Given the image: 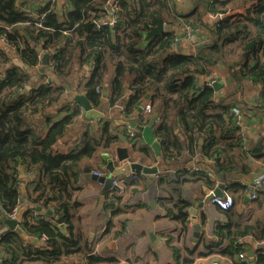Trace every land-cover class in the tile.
I'll list each match as a JSON object with an SVG mask.
<instances>
[{"label": "trees", "instance_id": "obj_1", "mask_svg": "<svg viewBox=\"0 0 264 264\" xmlns=\"http://www.w3.org/2000/svg\"><path fill=\"white\" fill-rule=\"evenodd\" d=\"M16 1L0 0V37L6 39V47L0 48V63L7 64L0 77V228L2 216L7 217L17 202L26 197L29 203H42L52 208L55 216L68 222L69 227L63 233L51 219L39 217L27 207L18 230L0 232V251L9 256L2 264H19V251L40 264H70V261L72 264L78 261L79 264H100L105 259L91 254L88 242L73 231V204L70 202L80 160L90 156L96 143L86 135V146L81 150L73 148L61 152L56 148L57 140L79 112L70 102L61 105V111L70 106L71 109L60 119L52 121L53 117L46 114V121L52 123L45 132L29 120L28 113L41 111L55 102L63 91V86L57 84L26 87L30 78L27 68L40 62L37 48L48 53V67L59 79L65 80L71 75L74 62L80 68L92 64L90 77L84 85L91 101H98L100 91L97 89L102 87L104 74L112 67L114 91L110 101L113 104L121 99L124 112L128 113L129 108L134 110L130 97L124 98L126 82L137 95L145 90L152 91L151 108L153 104L157 108L167 104L171 112L183 119L185 130H189L188 127L203 129L207 140L201 145L202 153H211L210 146L217 136L236 151H243L242 128L231 112L234 106L239 111L241 108L234 100L226 98L228 91L219 96L213 86L206 80L200 82V78L210 76L211 68L219 64L235 89L244 82L260 85L259 108H264V0H192L191 5L177 14L173 11L177 5L175 0H118L113 25L95 23L108 16L106 0H68L70 10L62 17L53 11L51 2L41 3L35 15H29L17 8ZM241 8L244 12L227 15ZM204 12L222 16L212 25L203 24ZM157 17L170 27L158 36L145 39V33L156 24ZM183 19L185 22H181ZM185 25L203 26L209 32V40L183 55L175 49L173 41L178 29ZM14 57L21 64L16 63ZM213 126L219 130L216 136L211 132ZM263 138L249 147L248 153L243 151L244 155L264 160ZM189 140L192 144L194 138ZM197 140L188 147L190 151L195 143L199 146ZM170 144L174 153L182 150L185 142L177 136ZM244 155L239 156L246 159ZM18 161L38 173L32 192L25 194L20 189L16 175ZM238 163L242 162L238 160ZM215 167L219 168L218 164ZM247 185L234 182L227 184L225 191L253 192ZM112 193L109 204L115 199ZM231 209L222 211L228 216ZM230 220L229 215L226 222L217 225L218 234L226 244L219 247L221 241H218L205 244L204 248L209 249V253L217 252L233 260L234 264H264V248H257L254 263L236 262L237 255L245 252L243 240H240L255 234L252 226L234 224ZM24 234L42 239L41 246L31 251L33 244ZM187 252L193 254L195 248Z\"/></svg>", "mask_w": 264, "mask_h": 264}, {"label": "crops", "instance_id": "obj_2", "mask_svg": "<svg viewBox=\"0 0 264 264\" xmlns=\"http://www.w3.org/2000/svg\"><path fill=\"white\" fill-rule=\"evenodd\" d=\"M175 1L177 5L176 10L173 11H176V14L177 11L180 12V9L192 3V0ZM40 4L39 0L16 1L17 8L29 15H35ZM51 6L60 17L70 10L68 0H55ZM240 12L244 11L239 9L232 13ZM201 18L203 24L212 25L215 22L208 12H204ZM163 23L167 30L170 25ZM173 28L177 30V26ZM177 32L180 35L185 34L182 27ZM192 32V37L186 35L180 39L179 49L185 50L186 54L193 50L195 45L209 40V32L206 28L203 29V26L199 28V32ZM5 47V41L0 38V48ZM181 51L179 53H182ZM38 52L40 62L27 68L30 78L26 87H37L41 83L57 84L63 86V91L55 102L45 106L41 111L28 113L29 120L45 132L52 121L60 119L67 111L69 112L71 106L63 111L60 107L63 103L70 102L78 108L79 112L75 121L68 125L65 134L57 140L56 148L61 152L73 148L81 150L86 146V135L91 136L96 143L90 156H83L80 160L77 179L70 192V202L73 204L71 210L73 231L82 240L88 242L91 251L95 249V255L105 259L100 264H209L214 261L221 264H234L233 260L217 252L209 253V249L204 248L205 244L218 241H221L219 247L226 244V240L218 234L217 225L226 222L229 215L230 221L234 224L252 226L255 234L247 235L240 240L241 242L243 240L242 247L245 252L237 255L236 262H255L257 248H264V187L258 192L256 198H251L249 190L241 193L238 190L232 192L226 190L234 198V204L228 216L222 211L223 209L212 204L211 199L208 201L205 199L208 197L207 194L216 187L223 191L222 195H226L227 184L234 182L249 184L255 177L264 175V160L249 154L246 157L243 153V151L248 153L249 147H254L258 140L264 137V108H259L260 85L244 82L235 89L219 64L211 68L210 76L200 78V82L221 80L223 87L219 90L214 88L215 91L219 92V96L228 91L229 95L226 98L234 100L241 108L240 125L243 136H240L244 150L236 151L226 143V140L217 136L210 146L211 153L206 154L201 150V145L207 140L203 129L188 127L189 130H185L183 119L181 120L178 114L171 112L167 104L160 105L158 108L153 104L152 111L148 115L144 113V110H139L150 101L152 91L145 90L137 95L136 91L125 82L123 89L127 87V90L124 98L130 97V104L134 106V110L129 108L126 113L120 108L122 101L118 100L113 104L110 101L114 91L113 83H111L112 67L104 74L102 87L97 89L100 91L98 101H91L87 97L84 85L90 77L92 64H85L80 68L74 62L71 75L63 80L55 77L48 67V62L46 65L42 64L41 56L45 52L42 49ZM13 60L20 63L17 57ZM6 68L7 64L1 62L0 77L4 75ZM76 96L86 97L91 105L90 111L94 109L95 112L90 116L85 115V110L75 99ZM48 113L53 117L51 122L46 121ZM215 113L218 111L216 110ZM144 117L147 119L146 122L142 121ZM152 118H155L153 121L155 138L161 140L158 149L147 143L142 134L129 124L133 120H137L139 124H146ZM128 127L136 131L135 137H130L126 133ZM214 128L213 126L211 132L216 136L219 130ZM177 136L185 142V145L182 150L173 153L170 143ZM190 138H194L193 143L198 139L199 146L195 143L191 150L193 152L188 149L193 144L190 143ZM118 147L127 149L128 159L131 161L139 160L143 165H156L158 175L155 177L153 174L151 177L150 174L133 171L128 174L120 173L116 177L124 179L122 188L117 191L107 189L104 192L103 183L87 177L83 169L87 166L91 172L95 170L102 175H109L106 168L108 161H113L115 168L122 164L116 158ZM214 149H217V152H214ZM262 151L264 153V144ZM242 154H245L246 159L240 158L239 155ZM215 159H218V162ZM238 160L242 163L239 164ZM215 164H218L219 168L215 167ZM16 175L21 191L25 194L32 192L33 182L37 179L38 173L29 169L25 163L18 161ZM110 192H114L115 199L111 201L112 204H109L110 200H108ZM23 202L15 217L18 219V224L23 218L25 209L29 207L33 214L48 217L57 226V216L52 208H46L42 203H29L28 197L24 198ZM48 211H51L54 216ZM180 215L184 218L177 217ZM7 217L10 218L8 215ZM193 219L200 224L199 236L195 240ZM65 225L64 231L60 229L63 233L67 232L69 223L66 222ZM7 231L12 230L3 223L0 232ZM23 236L33 244L30 246L31 251L36 246H41L42 239L25 234ZM194 248L195 253L187 252ZM23 255V252L19 251V264H40L39 261L30 260ZM8 257L0 251V264ZM75 264H79V261Z\"/></svg>", "mask_w": 264, "mask_h": 264}, {"label": "water", "instance_id": "obj_3", "mask_svg": "<svg viewBox=\"0 0 264 264\" xmlns=\"http://www.w3.org/2000/svg\"><path fill=\"white\" fill-rule=\"evenodd\" d=\"M233 14L232 12L228 13L227 15H231ZM165 28H164V23L161 20V18L157 17V22L156 25H152L150 26V28L147 30V32L145 33V39H148L150 37L153 36H158L159 34H161L162 32H164ZM187 34H183L177 35V40L175 42L176 44V49L178 51H181L179 49V43H180V39L183 36H186ZM188 36V35H187ZM41 48H38V51H40ZM183 55L186 54V51H181ZM41 60H42V64L46 65L48 62V53H43L41 56ZM223 82L221 80L219 81H213L212 86L216 89L219 90L223 87ZM67 88L68 85H65ZM76 101L78 103H80V105L83 107V109L85 110V115H92L93 112H95V110L93 109V111L91 110V105L88 103V100L86 97L84 96H76L75 97ZM143 106H141L139 108V110H142ZM155 118L150 119L146 124H139L137 122V120H133L130 124L131 127L135 128L137 131H139L143 138L145 139V141L147 143H149L152 147H154L155 149H158L159 147V143L161 142L160 139H156L155 138V133H154V129H153V121ZM116 158L118 161L122 162L121 166L118 168L114 167V163L113 161H108L106 168L109 171V175H97L91 172L89 167H84L83 171L87 174V177L92 178L93 180H97L101 183H103V191L106 192L107 189H112L114 191H117L119 189L118 186L112 185V181L114 180V178L120 174H128L129 172L133 171V172H143L144 174H150L151 177H153V174L157 173V169L158 167L155 165L149 166V165H143L139 160L137 161H131L128 159V153H127V149L126 148H122V147H118L117 148V155ZM220 177V176H219ZM222 190L219 187H216L213 191H210L207 194V198L205 199L206 201L210 200L212 198L213 195H222ZM49 214H51L52 216H54V214L51 211H48ZM3 219V223L5 224V226L10 229V230H18L17 224H18V219L17 218H8L6 216H2ZM57 221V227L59 229H61L62 231H64L65 229V223L62 222L60 217H57L56 219ZM194 223H193V229H194V240L198 238L199 236V232H200V224L195 222V219H193ZM153 237V236H152Z\"/></svg>", "mask_w": 264, "mask_h": 264}, {"label": "built area", "instance_id": "obj_4", "mask_svg": "<svg viewBox=\"0 0 264 264\" xmlns=\"http://www.w3.org/2000/svg\"><path fill=\"white\" fill-rule=\"evenodd\" d=\"M39 1H40V3H45V2L53 3L55 0H39ZM118 5H119V1L118 0H106V2H105V12L108 14V16L103 21H99V22L95 21V23L97 25L98 24L99 25H102V24L113 25L115 23V21H116L115 12L118 9ZM211 16L215 19V22H217L222 15H218V16L217 15H211ZM182 28L185 30L184 33L189 35V36H191V37L193 36V32L192 31H198L199 30L198 27L197 28H191L188 25H185ZM0 38L3 41L6 42V39L3 36H1ZM176 40H177V37H176L175 41H173V44L176 42ZM213 81H214L213 79L209 80L207 82V84L211 85ZM120 101H121V99H120ZM120 108L122 110H125V106H124L123 103H122V105H120ZM142 110H144V113L147 114V115L152 111L150 101H148V102H146L144 104ZM231 112H232V114H233V116L235 118L236 123L240 124L241 114H240L239 108L237 106H234V107L231 108ZM145 119H146V117H144L142 119V121L146 122ZM126 133L130 137H135L136 136V131L134 129H132L131 127L129 129H127ZM240 135L243 136L242 129H241ZM92 173L97 174V175H101L100 172L95 171V170L92 171ZM157 175H158V172L155 173V177ZM123 184H124V179L123 178L115 177L114 180L112 181V185H115V186L119 187L118 190H120L122 188ZM249 184H250V186L253 189V192L250 193V196H251V198H256V196H257L256 190L260 189L264 185V175L255 177L253 179V181L249 182ZM112 191H114V190H112ZM112 194H113L112 192L109 193L108 200L112 199ZM225 194L226 195H213L212 198H211V203L214 204L215 206L223 209V210L231 209L233 204H234L233 198L229 194H227L226 192H225ZM23 203H24L23 200H19L17 202V204L13 207V209L8 213V216L10 218H15L17 216L18 209L23 205ZM90 253L94 254L95 253V249L93 251H91ZM240 256H242V254H240ZM209 264H221V263L217 262V261H214V262H211Z\"/></svg>", "mask_w": 264, "mask_h": 264}, {"label": "rangeland", "instance_id": "obj_5", "mask_svg": "<svg viewBox=\"0 0 264 264\" xmlns=\"http://www.w3.org/2000/svg\"><path fill=\"white\" fill-rule=\"evenodd\" d=\"M243 11H244V8H241ZM231 12H234V11H231ZM230 13V12H229Z\"/></svg>", "mask_w": 264, "mask_h": 264}, {"label": "clouds", "instance_id": "obj_6", "mask_svg": "<svg viewBox=\"0 0 264 264\" xmlns=\"http://www.w3.org/2000/svg\"><path fill=\"white\" fill-rule=\"evenodd\" d=\"M214 80V79H213ZM215 81V80H214ZM212 84H213V82H212ZM212 84H211V86H212Z\"/></svg>", "mask_w": 264, "mask_h": 264}, {"label": "flooded vegetation", "instance_id": "obj_7", "mask_svg": "<svg viewBox=\"0 0 264 264\" xmlns=\"http://www.w3.org/2000/svg\"><path fill=\"white\" fill-rule=\"evenodd\" d=\"M137 134V133H136Z\"/></svg>", "mask_w": 264, "mask_h": 264}]
</instances>
